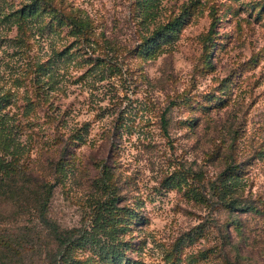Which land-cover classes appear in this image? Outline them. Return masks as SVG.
Instances as JSON below:
<instances>
[{
    "label": "rangeland",
    "instance_id": "rangeland-1",
    "mask_svg": "<svg viewBox=\"0 0 264 264\" xmlns=\"http://www.w3.org/2000/svg\"><path fill=\"white\" fill-rule=\"evenodd\" d=\"M49 1L81 30L0 0V95L23 164L50 182L55 138L72 135L53 219L85 222L108 171L144 218L124 237L131 264H264V0ZM14 209L31 217L0 201Z\"/></svg>",
    "mask_w": 264,
    "mask_h": 264
},
{
    "label": "trees",
    "instance_id": "trees-1",
    "mask_svg": "<svg viewBox=\"0 0 264 264\" xmlns=\"http://www.w3.org/2000/svg\"><path fill=\"white\" fill-rule=\"evenodd\" d=\"M27 1L16 13L17 21L34 15H47L61 25H72L81 30L82 23L78 17L73 15L74 19L71 13L53 6L49 0ZM155 1L148 0V3L153 4ZM178 22L179 17L177 25ZM167 29V25L159 27L150 38V43L157 44ZM6 100L4 95H0V201L19 205L20 208L29 206L31 217L26 219L23 212L16 216L13 214L15 209L7 214L0 211V264H131L127 256L129 242L124 237L133 222H143L144 218L134 209L119 205L121 200L113 196L109 172L105 171V178L99 184L103 192L107 188L109 190L97 201L85 222L78 226H61L51 216L50 207L54 188L68 171L72 135L64 137L59 134L55 138L58 155L51 163L54 181L50 182L23 164L20 157L23 146L21 140L16 138L19 133H15L13 125L6 118ZM168 109L169 106L162 115L163 130L167 126ZM17 131H20L19 128ZM231 171V167L227 168V176H230ZM12 176L19 178L18 184L12 180ZM4 178L8 185L3 184ZM232 181H228L231 185L228 186L229 194L226 191L219 193L223 194V200L238 190L237 186L231 184ZM232 202L229 204L234 205ZM245 209L240 208L239 211Z\"/></svg>",
    "mask_w": 264,
    "mask_h": 264
}]
</instances>
